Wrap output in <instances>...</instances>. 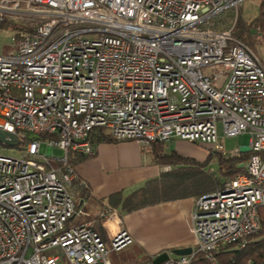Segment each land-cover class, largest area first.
I'll return each instance as SVG.
<instances>
[{"label":"built area","instance_id":"obj_1","mask_svg":"<svg viewBox=\"0 0 264 264\" xmlns=\"http://www.w3.org/2000/svg\"><path fill=\"white\" fill-rule=\"evenodd\" d=\"M244 1L0 0V23L18 32V51L0 53V129L24 149L0 152V264H112L110 253L134 242L125 226L108 229V242L92 222L69 226L90 188L70 154L93 155L99 129L145 147L179 138L233 156L242 151L229 152L227 139L249 132L246 171L197 199L192 230L205 253L244 246L260 230L264 63L234 36Z\"/></svg>","mask_w":264,"mask_h":264},{"label":"trees","instance_id":"obj_2","mask_svg":"<svg viewBox=\"0 0 264 264\" xmlns=\"http://www.w3.org/2000/svg\"><path fill=\"white\" fill-rule=\"evenodd\" d=\"M6 26L11 27L12 25L8 21L0 23V27ZM236 27H240V29L237 30ZM236 27L234 36L248 44H251L250 29L256 31L259 29L264 36V0H260L258 14L248 24L247 28L242 25L241 20L238 21ZM46 135L42 134L41 136L46 137ZM28 139H31V137H28ZM92 141L94 146L100 143L118 142L104 129L97 130L92 137ZM167 144L168 141H156L147 147H143L150 150L157 164L169 165L171 169L164 170L158 177L147 180L144 186L125 197L119 193H113L110 196L112 207L121 204L123 210L128 213L162 202L188 197L198 199L201 196L223 190L228 181L246 171L243 163L252 154L250 150H247L242 152L241 155L233 156L212 150L206 161L202 163L192 156L180 154L175 149L166 151ZM96 154H70L69 163L76 168V166ZM214 158L217 162L216 168L204 166ZM89 190L90 188L82 189L80 192L88 193ZM259 212L262 218L261 228L258 232L246 237L244 246L235 243L222 246L212 253L214 262L209 259L207 253L194 249L192 264H264V206L259 207ZM98 226L100 228V224ZM149 264H152V261Z\"/></svg>","mask_w":264,"mask_h":264},{"label":"rangeland","instance_id":"obj_3","mask_svg":"<svg viewBox=\"0 0 264 264\" xmlns=\"http://www.w3.org/2000/svg\"><path fill=\"white\" fill-rule=\"evenodd\" d=\"M260 0H245L242 4V15L239 21H242V25L247 28L248 24L252 21V19L258 14L259 11ZM236 29H240V27H236ZM249 30V29H248ZM251 35V45L260 55L261 60L264 63V36L254 29H250L249 32ZM247 32V34H249ZM14 37H17V41H15ZM248 44V43H247ZM18 51V32L12 27H0V53L1 54H12ZM220 133H222V128L220 125L219 128ZM251 134L249 132H245L238 137L227 139L226 146L227 150L233 151L236 148H239L242 152L249 150ZM20 146H13L8 144L0 143V152L21 157L24 154V149ZM177 150L180 154L186 156H192L198 160V162L204 163L211 153L213 146L210 144L204 143H192L188 141H184L182 139L173 140L172 142H168L166 145V151ZM99 156L90 158L86 164V167L82 168V171L89 170L93 172L98 169V166L101 168V171L106 175L102 178V186L101 189L105 191V193H109L106 196L108 202H110V196L113 193H119L120 195L127 196L128 192L138 184H142L147 176L155 175L156 172L154 170H145L144 165L142 163L151 161L153 155L150 150L145 148L143 150L135 141L126 140V141H118L114 144H100L98 146ZM140 152V164L137 163L136 159H131L130 161L123 158V153H127L131 156L138 155ZM41 153L47 154V144L42 143L41 145ZM63 154V151L59 147L54 148L53 156L58 157ZM128 155V156H129ZM95 158V159H94ZM97 158H99L97 160ZM49 160L53 165H57V162L49 156ZM88 165V166H87ZM105 165V166H104ZM207 168H216L217 162L214 158L210 161L209 164H204ZM147 174V175H146ZM89 183V187L91 188V182L85 178ZM108 179V180H107ZM107 180V184L105 181ZM132 181V185H124V189L117 190L113 192V189L122 187L125 181ZM115 189V190H116ZM93 214L96 213V209L91 211ZM88 213H85L84 216H88ZM81 214L74 216L69 221V226H73L77 224V221L80 220ZM112 223V222H109ZM108 242V240L106 239ZM137 243L131 244L124 248L123 250L116 252L112 251L109 255V258L115 264H149L151 261L155 259L148 254L145 248H141ZM196 250L197 246L194 244L192 246ZM179 255L175 253H171V258H177Z\"/></svg>","mask_w":264,"mask_h":264},{"label":"crops","instance_id":"obj_4","mask_svg":"<svg viewBox=\"0 0 264 264\" xmlns=\"http://www.w3.org/2000/svg\"><path fill=\"white\" fill-rule=\"evenodd\" d=\"M177 139L179 138H173L168 142H172ZM112 143L114 144L115 142L100 144ZM100 144L95 146V153L97 154L93 157L99 156L100 158L101 155H99L98 150V146ZM138 145L145 150L142 145ZM128 155L129 154L127 153H123V158L128 161L134 158L137 160L138 164L141 163L140 152L135 156ZM99 158H97V160ZM85 162L76 166V170L81 177L84 179L87 178L91 182V188L88 193H84L82 191L76 196V215L81 214L82 216L80 220L77 221V224L92 222L93 227H95V229L98 230L107 240H109L108 229L116 230L118 226H125L134 237V242L132 244L137 243L142 246L141 248L144 247L148 254L152 257H156L165 251L172 252L173 249L194 246L196 240L192 230V213L195 209L197 199L188 197L179 200L167 201L127 213L123 210L121 204L117 207H112L110 202L106 199V196H108L109 193L111 195L112 191L105 193V191L101 189L102 178L103 176L106 177V175L101 171V168L98 166V169L93 172H90L89 170L82 171V168L86 167V164L83 165ZM142 165H144L145 170H154L156 174L151 175L150 177L147 176L142 184H138L133 187L128 194L144 186L147 180L158 177L161 172L164 171V166H168L157 164L154 157H152L150 162L148 159L146 164L144 162ZM107 180L105 181V184H107ZM132 184V181L129 182L126 180L122 187L118 189L114 188L113 192L124 189V185ZM95 209L96 213L93 214L91 211ZM104 211L108 212V214H113V220H104L102 216ZM85 213H88L89 215L84 216ZM97 223L100 224V228H98L99 226Z\"/></svg>","mask_w":264,"mask_h":264},{"label":"water","instance_id":"obj_5","mask_svg":"<svg viewBox=\"0 0 264 264\" xmlns=\"http://www.w3.org/2000/svg\"><path fill=\"white\" fill-rule=\"evenodd\" d=\"M0 141L4 142L8 145H19L22 143V140L18 137L17 134L12 132H7L3 129H0ZM171 253H175L177 255H190L194 253V249L192 247H188L185 249L173 250L172 252H162L155 257L152 264H163L171 258Z\"/></svg>","mask_w":264,"mask_h":264},{"label":"bare ground","instance_id":"obj_6","mask_svg":"<svg viewBox=\"0 0 264 264\" xmlns=\"http://www.w3.org/2000/svg\"><path fill=\"white\" fill-rule=\"evenodd\" d=\"M209 259H211L214 262L213 254L212 253H207Z\"/></svg>","mask_w":264,"mask_h":264}]
</instances>
